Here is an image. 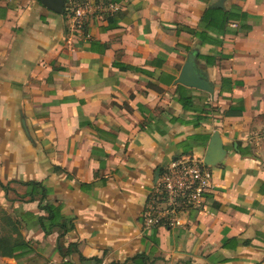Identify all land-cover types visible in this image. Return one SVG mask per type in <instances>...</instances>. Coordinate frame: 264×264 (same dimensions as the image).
Segmentation results:
<instances>
[{"label":"crops","instance_id":"crops-1","mask_svg":"<svg viewBox=\"0 0 264 264\" xmlns=\"http://www.w3.org/2000/svg\"><path fill=\"white\" fill-rule=\"evenodd\" d=\"M216 1L0 0V264H264V0ZM189 54L212 94L177 82ZM215 131L212 189L145 228L156 173Z\"/></svg>","mask_w":264,"mask_h":264},{"label":"built area","instance_id":"built-area-1","mask_svg":"<svg viewBox=\"0 0 264 264\" xmlns=\"http://www.w3.org/2000/svg\"><path fill=\"white\" fill-rule=\"evenodd\" d=\"M69 10L74 24L80 26L93 7L85 4L72 6ZM211 189L212 173L203 161L193 157L173 160L158 175L147 197L143 214L145 228L182 225L179 213L199 206Z\"/></svg>","mask_w":264,"mask_h":264},{"label":"water","instance_id":"water-1","mask_svg":"<svg viewBox=\"0 0 264 264\" xmlns=\"http://www.w3.org/2000/svg\"><path fill=\"white\" fill-rule=\"evenodd\" d=\"M66 0H40V2L45 5L50 10L61 13L63 11L64 3ZM224 0H217L216 2L212 3L211 7H218L223 8ZM177 82L188 86L203 90L209 94L213 93L212 84L208 81V79L198 73L194 67V55L189 54L188 58L186 59L182 69L180 71V75L178 77ZM218 152L219 156L222 158V154H224V149L219 139L218 132L215 131L212 135L210 140L209 146L207 148V152L203 159V164L206 166L214 165L219 159L213 158L215 153ZM159 172L156 173V179L158 178Z\"/></svg>","mask_w":264,"mask_h":264},{"label":"trees","instance_id":"trees-1","mask_svg":"<svg viewBox=\"0 0 264 264\" xmlns=\"http://www.w3.org/2000/svg\"><path fill=\"white\" fill-rule=\"evenodd\" d=\"M208 11H209L210 22L214 24L213 26L222 27V25H224L230 18H232L231 14L227 13L224 10L218 9V8H210ZM207 61H209V59H207ZM186 105H187V102L184 101V106ZM47 209L49 211V215L52 218H54L58 210L51 206H49ZM92 260L96 262L100 261L99 259H96V258Z\"/></svg>","mask_w":264,"mask_h":264}]
</instances>
